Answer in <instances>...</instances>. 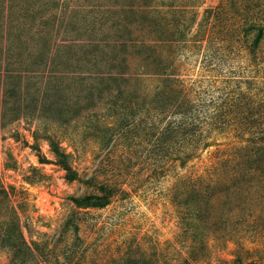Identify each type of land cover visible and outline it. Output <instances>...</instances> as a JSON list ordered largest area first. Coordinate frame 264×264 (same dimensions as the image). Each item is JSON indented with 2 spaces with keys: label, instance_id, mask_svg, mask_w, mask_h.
<instances>
[{
  "label": "rangeland",
  "instance_id": "1",
  "mask_svg": "<svg viewBox=\"0 0 264 264\" xmlns=\"http://www.w3.org/2000/svg\"><path fill=\"white\" fill-rule=\"evenodd\" d=\"M263 23L264 0H0V264H264Z\"/></svg>",
  "mask_w": 264,
  "mask_h": 264
},
{
  "label": "trees",
  "instance_id": "2",
  "mask_svg": "<svg viewBox=\"0 0 264 264\" xmlns=\"http://www.w3.org/2000/svg\"><path fill=\"white\" fill-rule=\"evenodd\" d=\"M257 30L256 37L254 38V43L257 44L259 37L262 36L264 30V23L261 25L254 26ZM107 194V195H106ZM104 195L90 194L83 196L82 199H75V203L79 206H96L102 207L108 202V197L110 193H106Z\"/></svg>",
  "mask_w": 264,
  "mask_h": 264
}]
</instances>
